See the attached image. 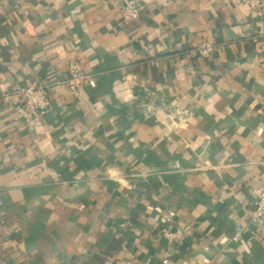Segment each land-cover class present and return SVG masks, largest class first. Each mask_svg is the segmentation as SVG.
Instances as JSON below:
<instances>
[{
  "label": "crops",
  "instance_id": "0c3cea01",
  "mask_svg": "<svg viewBox=\"0 0 264 264\" xmlns=\"http://www.w3.org/2000/svg\"><path fill=\"white\" fill-rule=\"evenodd\" d=\"M139 1L125 21L123 0H0V264H264L255 18L239 0ZM73 60L95 79L77 94ZM30 85L47 101L33 118ZM170 211L189 231L168 241Z\"/></svg>",
  "mask_w": 264,
  "mask_h": 264
},
{
  "label": "built area",
  "instance_id": "2783aa9c",
  "mask_svg": "<svg viewBox=\"0 0 264 264\" xmlns=\"http://www.w3.org/2000/svg\"><path fill=\"white\" fill-rule=\"evenodd\" d=\"M241 4L247 7L251 16L255 18L257 29L254 33V39L258 49L264 48V0H239ZM141 9L139 0H123L120 8V14L123 20L136 19L138 12ZM214 50V45L209 41H203L193 48V53L201 57H206ZM67 77L64 80L65 84L73 94H77L80 87L84 85L94 86L95 79L90 71H84L77 61H69L67 63ZM26 104V111L23 116L37 117L39 112L47 105L45 98V89L41 86L30 85L23 90ZM17 105L16 108H18ZM256 196V204L251 211V217L255 221L264 219V186L259 185L254 191ZM173 213L170 211L166 222L161 228V234L170 241L182 231H189L188 228L178 226L172 229L170 217Z\"/></svg>",
  "mask_w": 264,
  "mask_h": 264
}]
</instances>
